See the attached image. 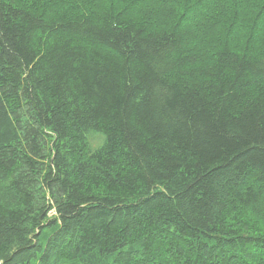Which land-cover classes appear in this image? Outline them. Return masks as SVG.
Masks as SVG:
<instances>
[{"label":"trees","instance_id":"trees-1","mask_svg":"<svg viewBox=\"0 0 264 264\" xmlns=\"http://www.w3.org/2000/svg\"><path fill=\"white\" fill-rule=\"evenodd\" d=\"M0 264H264V0H0Z\"/></svg>","mask_w":264,"mask_h":264}]
</instances>
